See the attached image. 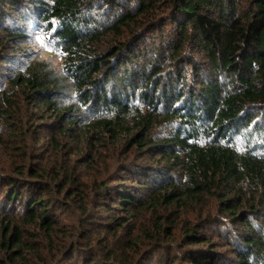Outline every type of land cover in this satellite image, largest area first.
<instances>
[{
	"label": "trees",
	"instance_id": "obj_1",
	"mask_svg": "<svg viewBox=\"0 0 264 264\" xmlns=\"http://www.w3.org/2000/svg\"><path fill=\"white\" fill-rule=\"evenodd\" d=\"M28 19L59 64L27 53ZM0 79V139L21 155L0 174V264H226L221 248L264 264V155L234 144L264 118V0H0Z\"/></svg>",
	"mask_w": 264,
	"mask_h": 264
},
{
	"label": "rangeland",
	"instance_id": "obj_2",
	"mask_svg": "<svg viewBox=\"0 0 264 264\" xmlns=\"http://www.w3.org/2000/svg\"><path fill=\"white\" fill-rule=\"evenodd\" d=\"M11 25L13 24L11 23L9 26ZM27 28H28L27 31H28L29 37H28V42H26V45H27L26 50H27V53H32L30 57L35 56L37 59H46V60L48 59V60H51L54 65L59 64L60 59L57 56V53L53 51V47L50 44V38H47V36L43 34V31L40 25L36 27L35 23L31 19H28ZM28 59H21V57H18V59H16L17 65H15L14 63L12 64H14V67L16 68V66L25 62ZM4 83L6 84L5 80L3 81L2 79H0V90L1 91L5 88ZM14 97L17 98V96H14ZM262 115L263 113L261 112V110L257 111V113H254L255 119L253 120V122L248 126L246 130L242 132V134L235 136L234 144L238 150H251L255 154L264 155V118L262 117ZM0 130H1V127H0ZM5 142H6V138L4 137V134H3L2 139H0V174L7 173L8 170H11L15 164H19L21 161V155L18 154V149L8 148L7 146H5ZM26 144L28 146V143ZM118 161L120 160L117 158H113L111 162L109 163V166L106 169L103 168L101 171V174L98 177L102 178L106 175L111 174L116 168ZM24 163L28 165V160L24 161ZM87 181H88V185H91V188L89 190V196L93 198L95 196L94 189H92L93 180L88 179ZM2 197H3V193H0V202H1ZM91 198H88L87 200V204H89L88 206H90V204H92L93 202ZM209 204L211 206L210 213L213 216L208 217V218L217 217L214 202H210ZM69 206H70L69 210L65 211V209H60L56 213L58 216H60V218H58L57 220L59 223V226H61V228L63 229V233H65L66 236L68 237L64 239L63 243L64 242L66 243L67 241L70 240V234L77 233L79 222L82 219H84L83 218L84 214L81 212L78 206L74 205L73 202L70 203ZM12 207L13 205H9L7 207L6 212L8 213L12 209ZM19 208L21 209V206ZM18 210L15 209L13 212V215L12 214L11 215L12 216L19 215ZM2 215L5 216L6 213ZM186 216L190 220H196V221L198 220L202 221L204 218L205 219L207 218L205 214H202L201 216H199L198 213L195 211H188ZM260 218L261 219H258L257 221H253L254 225L256 227H260L261 229H264V215H262ZM148 219H149L148 217H143L140 219V221L137 223V227H136L137 229L135 231L136 234L138 233V231L142 230L144 226H150V224L147 223ZM96 226H98L97 223L94 224V227ZM209 230L213 232V236L216 237V240L219 242V244H223L222 242L226 240H230L233 244L238 243L236 239L237 236L234 233L229 234V232H227L228 227L226 226V224L220 223V224H217L215 227L210 226ZM25 234L28 235L29 237L28 240L26 241H31L30 239H35L34 242H39L37 246L39 247V251L41 250L40 256L44 257L49 253L46 250V246H48L47 240L43 237V235L40 233L39 230H35L34 228H29L27 232L25 231ZM55 240H56V237H55ZM56 245L61 247V245L58 244L57 240H56ZM147 246L149 245H146V247L144 248L145 249L148 248ZM145 249H142V250H145ZM219 250H220V253L222 254L221 256L222 262L229 264V260H232L233 258V256L230 255L231 251H225L226 249L224 248H221ZM171 252L173 254H179V251L176 247H172ZM56 255L58 256L61 255L60 251L56 250ZM48 262H52L50 264L56 263L55 261H48ZM99 262L100 263L98 264H102L100 259H99ZM233 264H237V263L233 262Z\"/></svg>",
	"mask_w": 264,
	"mask_h": 264
}]
</instances>
